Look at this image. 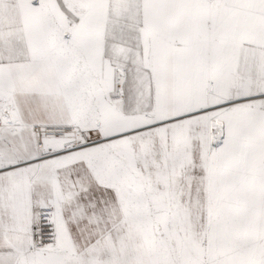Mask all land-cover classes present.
<instances>
[{
    "label": "rangeland",
    "instance_id": "1",
    "mask_svg": "<svg viewBox=\"0 0 264 264\" xmlns=\"http://www.w3.org/2000/svg\"><path fill=\"white\" fill-rule=\"evenodd\" d=\"M215 6L204 40L202 105L118 136L103 134L93 92L102 78L79 66L73 38L53 32V94L20 100L9 91L25 126L19 121L8 129L29 149L37 113L47 122H75L94 144L48 148L63 151L66 164L56 166L47 156L17 167L15 184L7 187V201L24 220L12 238L15 264H264V17L243 23L235 10L264 15V2L260 9L221 0ZM123 69L127 81L134 66ZM215 122L230 127L226 141ZM81 150L96 155L68 160L69 152ZM42 197L54 207L44 229L35 204ZM36 230L45 234L41 240Z\"/></svg>",
    "mask_w": 264,
    "mask_h": 264
},
{
    "label": "crops",
    "instance_id": "2",
    "mask_svg": "<svg viewBox=\"0 0 264 264\" xmlns=\"http://www.w3.org/2000/svg\"><path fill=\"white\" fill-rule=\"evenodd\" d=\"M216 2L43 0L41 4H32L31 0H0V89L18 95L20 100L26 96L53 94L48 80L52 77L53 66L56 71L57 68L51 41L55 40L53 32L60 31L63 39L69 35L67 42L73 38L79 66L83 64L87 67L84 68L86 73L98 74L103 80V86L94 85L93 92L106 127L103 126L105 136L138 131L148 126L149 120V126H160L184 116L191 109L197 110L203 103L204 40L210 37ZM221 2L260 9L264 0ZM235 10L241 13L243 23L264 17ZM71 17L76 20L72 26ZM131 65L133 73L125 82L127 99L114 105L109 102L108 95L113 91L115 77L125 66ZM60 90L65 95L62 85ZM92 112L93 108L91 118L95 119L97 116ZM70 115L77 116L76 120L79 116L73 110ZM19 121L24 127L22 120ZM37 122L71 124L47 122L43 115L33 113V123ZM97 126L102 130L101 124ZM0 145L4 160L0 172L6 171L0 173V264H15L19 252L12 238L21 234L24 220L18 206L12 200L7 201L10 196L7 197V187L15 184L17 167L34 162L40 164L46 159L37 157L34 143L33 148L29 144L27 149L21 138L8 128L1 132ZM62 145V140L45 141L46 148L50 149H61ZM61 153L63 151H57L46 157L56 166L66 164L65 155ZM71 153L67 154L70 161L96 155L91 150ZM46 172L48 174V167ZM46 198L42 197L40 202L35 200V204L44 205Z\"/></svg>",
    "mask_w": 264,
    "mask_h": 264
},
{
    "label": "built area",
    "instance_id": "3",
    "mask_svg": "<svg viewBox=\"0 0 264 264\" xmlns=\"http://www.w3.org/2000/svg\"><path fill=\"white\" fill-rule=\"evenodd\" d=\"M40 0H32V3L38 4ZM126 70H120L115 77L113 91L108 95L110 103L117 105L126 99ZM18 126V117L16 116V106L12 94L0 89V142L1 132L4 128H14ZM30 131L33 136L34 151L39 156L49 155L53 150L46 148V140H62L63 150H70L78 146H90L94 144V140L89 138L87 133L75 124H44L32 123ZM3 159V154L0 145V161ZM54 207L52 204L42 205L37 211V224L41 229L52 220ZM36 237L41 240L45 234L38 233Z\"/></svg>",
    "mask_w": 264,
    "mask_h": 264
},
{
    "label": "bare ground",
    "instance_id": "4",
    "mask_svg": "<svg viewBox=\"0 0 264 264\" xmlns=\"http://www.w3.org/2000/svg\"><path fill=\"white\" fill-rule=\"evenodd\" d=\"M40 2V1H39ZM31 3H32V0H31ZM33 4V3H32ZM92 100V99H91ZM90 100V101H91ZM93 115H94V113H93ZM16 116H17V114H16ZM97 121V120H96ZM99 121V120H98ZM18 125H20V123H19V120H18ZM212 127L214 128V129H216V130H220L221 131V133L223 134V137H224V141H226V139H227V136H228V133L230 132L229 130H231L230 129V127H229V130H228V128H226L225 129V124H224V126H223V124L222 123H220V122H215V123H213L212 124ZM216 132V131H215ZM219 132V131H218ZM220 133V132H219ZM216 134H217V132H216ZM78 148V147H77ZM70 150H72V149H70ZM88 151V150H87ZM73 153V152H72ZM71 153V154H72ZM79 153V152H78ZM86 153H88V152H86ZM51 154V153H50ZM86 155V154H85ZM47 155H44V156H39L38 154H37V157L38 158H43V157H46ZM70 156H72V155H70ZM75 156V155H74ZM70 158V157H69ZM59 160V159H58ZM1 167V166H0Z\"/></svg>",
    "mask_w": 264,
    "mask_h": 264
}]
</instances>
